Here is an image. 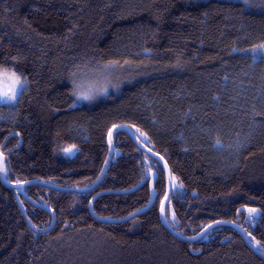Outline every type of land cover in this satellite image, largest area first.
Returning <instances> with one entry per match:
<instances>
[{"label": "trees", "instance_id": "trees-1", "mask_svg": "<svg viewBox=\"0 0 264 264\" xmlns=\"http://www.w3.org/2000/svg\"><path fill=\"white\" fill-rule=\"evenodd\" d=\"M111 67L119 77L106 84ZM0 72L23 82L0 103L7 183L88 188L109 130L126 125L169 168L174 231L233 222L264 254V0H0ZM147 172L148 211L118 224L90 216L94 195ZM165 190L160 164L123 132L90 192L0 179V264H264L228 226L174 237L159 216ZM148 199L145 183L93 212L119 219Z\"/></svg>", "mask_w": 264, "mask_h": 264}, {"label": "water", "instance_id": "water-1", "mask_svg": "<svg viewBox=\"0 0 264 264\" xmlns=\"http://www.w3.org/2000/svg\"><path fill=\"white\" fill-rule=\"evenodd\" d=\"M119 132H123L125 133L128 138L135 144V146L141 150L142 152H144L146 155H148L149 157L155 159L161 166L163 173L165 175V181H166V190H165V195L163 197V199L160 202V206H159V216H160V221L162 223V225L176 238L184 240L186 242H194L199 240L201 237H203L211 228H214L216 226H228L230 228H232L233 230L237 231L240 236L243 238L244 242L246 243V245L256 254L258 255L261 259L264 260V254H262L261 252H259L248 240L246 234L244 233V231L235 223L233 222H223V221H219V222H214L209 224L208 226H206L203 230H201L198 234H196L195 236H192L191 238H184L182 236H180L179 233H177L176 231H174L169 224L167 223L166 219L164 218V208L166 206V203L168 201L170 192H171V175H170V171L168 166L166 165V163L164 162V160L162 159V157L154 152H152L150 149H148L147 147H145L143 144H141L139 142V140L137 139V137L135 136V134L133 133V131L131 130L130 127L126 126V125H120L117 127H113L112 129L109 130L108 132V143H109V148H108V156L107 159L96 179V181L88 188H84V189H80V188H72V187H56L53 186L51 184L48 183H43V182H38V181H29V182H21V183H17V184H10L7 183L4 179V157L2 154H0V179L2 181V183L10 189H21L25 186L28 185H36V186H40L49 190H53V191H57V192H63V193H77V194H82V193H86V192H90L93 189L97 188L98 185L100 184V182L102 181L106 168L108 167L111 159H112V154H113V137L115 134L119 133ZM156 180V176L153 173L147 172L145 173V176L143 177V179L138 182L134 187L129 188L127 190H119V191H100L98 192L95 196H93V198L90 200L89 202V206H88V211L90 216L100 222V223H105V224H118V223H122L125 221H128L129 219L140 215L141 213L147 211L148 209H150L152 207V205L154 204L155 200H156V195H155V191H154V182ZM147 184L148 187V192H149V199L148 202L146 203V205L140 209H137L136 211H133L132 213H130L128 216L123 217V218H119V219H111V218H102V217H98L94 212H93V202L95 201V199L103 196V195H109V194H113V195H126V194H130L133 193L135 191H137L139 188H141L144 184ZM18 193L22 194V191L19 190ZM53 221H54V215L52 214V212H50Z\"/></svg>", "mask_w": 264, "mask_h": 264}, {"label": "rangeland", "instance_id": "rangeland-1", "mask_svg": "<svg viewBox=\"0 0 264 264\" xmlns=\"http://www.w3.org/2000/svg\"><path fill=\"white\" fill-rule=\"evenodd\" d=\"M106 75H107V80H108L106 82V84H112V82L110 81L111 78H113V76H114V78L119 77V72L117 71V69L115 67H111L108 70ZM17 80L20 82L18 84H16V97H17L18 93L20 92L21 88L23 87V82L17 76H15L13 73L0 72V103H9V102H4V101L6 100L7 96L12 95L13 84ZM16 97H15V99H16ZM14 100H12V101H14ZM171 213L172 212H171L170 205L168 207L165 206L164 217H167V215H168V217L170 216V218H171ZM170 218H169V221L171 220Z\"/></svg>", "mask_w": 264, "mask_h": 264}, {"label": "snow or ice", "instance_id": "snow-or-ice-1", "mask_svg": "<svg viewBox=\"0 0 264 264\" xmlns=\"http://www.w3.org/2000/svg\"><path fill=\"white\" fill-rule=\"evenodd\" d=\"M20 81H15L13 84V88H12V95L7 96L6 100L4 102H11L12 100L15 99L16 97V84H18ZM88 97H85V99H87Z\"/></svg>", "mask_w": 264, "mask_h": 264}, {"label": "bare ground", "instance_id": "bare-ground-1", "mask_svg": "<svg viewBox=\"0 0 264 264\" xmlns=\"http://www.w3.org/2000/svg\"><path fill=\"white\" fill-rule=\"evenodd\" d=\"M112 156H113V154H112ZM171 175V174H170ZM171 189H172V182H171ZM94 190V189H93ZM171 193V192H170ZM95 196V195H94ZM170 196V195H169ZM96 200V199H95ZM168 200H169V198H168ZM168 202V201H167ZM94 203V202H93ZM167 204V203H166ZM92 208H93V206H92ZM149 210V209H148ZM147 210V211H148ZM146 212V211H145ZM145 212H143V213H145ZM142 214V213H141ZM136 217V216H135ZM134 218V217H133ZM165 218V217H164ZM132 219V218H131ZM130 220V219H129ZM181 236V235H180Z\"/></svg>", "mask_w": 264, "mask_h": 264}]
</instances>
